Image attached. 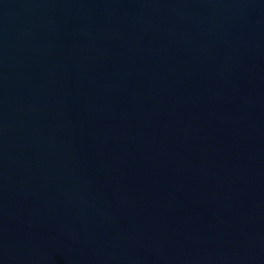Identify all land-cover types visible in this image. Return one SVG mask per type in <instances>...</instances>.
Returning <instances> with one entry per match:
<instances>
[{"label": "water", "instance_id": "95a60500", "mask_svg": "<svg viewBox=\"0 0 264 264\" xmlns=\"http://www.w3.org/2000/svg\"><path fill=\"white\" fill-rule=\"evenodd\" d=\"M0 264H264V0H0Z\"/></svg>", "mask_w": 264, "mask_h": 264}]
</instances>
